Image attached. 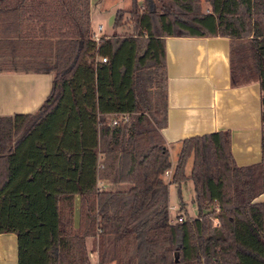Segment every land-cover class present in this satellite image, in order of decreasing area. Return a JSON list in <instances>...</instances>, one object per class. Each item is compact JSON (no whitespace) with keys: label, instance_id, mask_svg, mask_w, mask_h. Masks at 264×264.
<instances>
[{"label":"trees","instance_id":"16d2710c","mask_svg":"<svg viewBox=\"0 0 264 264\" xmlns=\"http://www.w3.org/2000/svg\"><path fill=\"white\" fill-rule=\"evenodd\" d=\"M207 2L203 12L194 0H133L135 33L95 41L88 24L52 42L12 27L16 8L0 0V71L53 72L36 112L0 117V233L17 234L18 264H90L89 238L98 264H264V208L255 201L263 191L264 0ZM154 17L163 33L153 32ZM183 34L228 37L231 85L258 83L261 159L237 165L228 131L183 140L171 180H191L196 216L173 223L162 179L171 168L161 132L163 37ZM146 82L162 88L161 107ZM102 180L126 187L104 190Z\"/></svg>","mask_w":264,"mask_h":264},{"label":"crops","instance_id":"0c3cea01","mask_svg":"<svg viewBox=\"0 0 264 264\" xmlns=\"http://www.w3.org/2000/svg\"><path fill=\"white\" fill-rule=\"evenodd\" d=\"M132 1L124 0L120 7L123 0H9L17 13L11 26H17L36 40L52 42L64 35L79 33L88 24L91 33L96 32L106 38L123 37L135 33L130 18L117 26L113 22L106 30L98 22V17L110 9L115 14L118 9L126 10ZM138 4L142 5L141 2ZM131 24V31L121 34V30L129 29ZM163 38L167 79L166 124L161 132L169 157L172 152L180 151L186 138L228 131L231 154L237 165L260 161V88L257 82L231 85L229 38L186 34L164 35ZM45 51L49 52V47L37 52ZM101 61L105 62L102 58ZM52 82L53 72L50 70L0 71V117L36 112L49 95ZM170 162L173 174L176 162ZM77 199L75 197V225L78 223ZM255 201L262 202L264 208V162L263 191ZM172 204L169 203V208ZM0 264H18L15 232L0 233Z\"/></svg>","mask_w":264,"mask_h":264},{"label":"rangeland","instance_id":"374dc122","mask_svg":"<svg viewBox=\"0 0 264 264\" xmlns=\"http://www.w3.org/2000/svg\"><path fill=\"white\" fill-rule=\"evenodd\" d=\"M163 1L169 2L171 0H163ZM136 2L142 3V0H136ZM123 3H124V0H123V2H121V4L119 6L122 7ZM193 6L195 9L205 12L209 8V3L207 2V0H194ZM131 7H132V4H131V6L129 5L126 8V10H123V13L121 15V19L123 21L130 18V14L127 11H129L131 9ZM114 18H115V11H112V9H110V10L106 11V13H103L98 17V22L102 23L104 25L105 29L107 30V29L111 28V25L114 22ZM159 25L160 24L157 20V17H154V20H153V32L154 33H158V34L163 33V32H161ZM131 29H132V24H131L129 29H126V28L122 29L121 34L124 33L125 31H127V33H128L131 31ZM176 33H185V31L176 30ZM142 74H143V72H142ZM142 85H143L144 92L146 90V92L150 93L151 98L154 100V103L157 102L158 105L161 107L163 104L162 88L160 87L159 89H156L154 87L153 88L148 87L149 86L148 82H146L145 84L143 83ZM158 118L161 119L162 115H159ZM113 119L114 118H110L109 123H111ZM178 154H179V152H177V153L172 152L170 154L169 160L172 161L173 163H175L178 159ZM191 166H192V159H189L187 162V165L185 167V170H184L186 175L190 174ZM173 169H174V166H173ZM162 179L165 183L168 184V187L170 188L169 189L170 192H168V201L170 204L174 203L169 208V217L171 219H173L174 217L176 218L178 215H181L184 218H187L188 215H191V214L194 215L196 213V208L194 206V203L192 202V199L194 196V190H193V185H192L191 180L188 179V180L184 181L183 183L172 182V180H171L172 174L169 175L168 177L162 175ZM98 187L101 189H104V190H118V189H125L126 185L119 184V183L113 184V183H110L108 181L102 180V181L98 182ZM178 187L180 188L179 189L180 195L178 192ZM179 197H180V199H179ZM181 200L185 204L187 214H184V212H182L183 210L180 211L179 206H180ZM77 204H78V199H77ZM77 211H78V209H77ZM94 246H95V243L93 242L92 239L89 238L87 240V248L90 251V253H89L90 264H98V261H99L98 257H97V250H96V247H94Z\"/></svg>","mask_w":264,"mask_h":264},{"label":"built area","instance_id":"2783aa9c","mask_svg":"<svg viewBox=\"0 0 264 264\" xmlns=\"http://www.w3.org/2000/svg\"><path fill=\"white\" fill-rule=\"evenodd\" d=\"M100 28H101V26L98 27V30H99ZM92 37H93V39H94L95 41H100V39H101L102 36L98 35L96 32H93V33H92ZM102 60H103V61H106V58H102ZM111 123H112V124H116V119H113ZM171 174H172V172H171L170 169L166 170V171L163 173V175L166 176V177H168V176L171 175ZM195 216H196V215H195ZM195 216L188 215L189 218H193V217H195ZM183 219H184V217L181 216V215H178L176 218L174 217L173 219L170 218L171 222H173V223H175V222H181ZM214 222L216 223V220H214Z\"/></svg>","mask_w":264,"mask_h":264}]
</instances>
